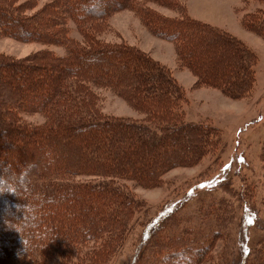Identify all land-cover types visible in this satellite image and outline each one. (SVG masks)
Returning a JSON list of instances; mask_svg holds the SVG:
<instances>
[{
    "label": "trees",
    "instance_id": "16d2710c",
    "mask_svg": "<svg viewBox=\"0 0 264 264\" xmlns=\"http://www.w3.org/2000/svg\"><path fill=\"white\" fill-rule=\"evenodd\" d=\"M34 1L0 0L1 34L52 48L24 60L0 56V143L21 134L28 144L19 154L23 171L0 174V198L15 191L7 204L19 209L0 215V264H110L143 210L127 183L159 186L169 171L214 156L221 134L183 120L184 91L165 66L125 43L102 42L107 20L131 11L152 35L175 45L197 82L230 99L251 92L256 56L229 33L184 13L180 0H49L30 15ZM256 10L242 25L264 39V14ZM39 64L49 67V83L43 93L25 92L35 81L21 74ZM95 89L124 97L145 118L100 115ZM18 111L38 114L44 124L27 128ZM252 191L246 186L234 196L247 203ZM217 208L208 207L195 227L182 226L174 214L150 220L132 264H264V238L234 250V207L222 200ZM247 212L236 229L248 230ZM218 240L224 249L214 257Z\"/></svg>",
    "mask_w": 264,
    "mask_h": 264
},
{
    "label": "rangeland",
    "instance_id": "374dc122",
    "mask_svg": "<svg viewBox=\"0 0 264 264\" xmlns=\"http://www.w3.org/2000/svg\"><path fill=\"white\" fill-rule=\"evenodd\" d=\"M48 1L35 0L32 7L28 9L29 14L43 9ZM180 1L183 3L181 5L183 12L191 18L229 33L253 52L256 56L254 85L246 97L230 99L220 91L197 82L195 73L178 61L175 45L152 35L131 11L116 12L107 20L109 31L104 29L99 39L109 44L125 43L165 66L184 91L185 100L179 108L183 120L190 123H207L217 128L221 134V141L214 156H207L195 166L169 171L163 176L159 186L141 188L127 183L128 191L142 203L143 210L136 216L137 219L129 237L110 264L133 263L139 249L137 248L139 235L150 220L174 214L182 221V226L195 227L200 225L201 218L206 213L205 210L210 207L209 212L217 211L222 200L232 203L236 212L233 234L235 238H239V241L237 242L236 239L234 250L244 244L247 248H252L257 241L264 238V39L248 32L242 25L244 16L257 11L256 9L262 10L264 14V2ZM154 9L166 16L175 15L167 9L159 7ZM71 35L78 38L73 33ZM47 49L52 50L51 47L35 42H21L0 33V56L2 57L24 60ZM55 50L62 54L60 49ZM48 68L47 65L39 64L33 70L21 74V78L30 76L35 81L34 89L30 87L24 91L34 90V93H43L49 83L44 76L46 72L48 73ZM94 93L98 100V113L102 116L133 120L145 118L137 106L132 105L124 97L107 90L95 89ZM18 114V119L27 128L35 129L44 124V119L38 114L22 111H18ZM6 117L12 120L11 114L6 113ZM7 140L1 142L0 174L5 172L13 178L14 172L23 171L19 154L24 149L22 145L27 147L28 144L26 145L25 136L21 137V134H13ZM8 143L15 144V148H11ZM5 182H7L6 179ZM4 185L0 175V191L3 190ZM246 186L253 189L251 199L247 203L239 202L234 194L244 190ZM14 195L15 191H10L4 199L0 198V215L3 213L9 218L13 211L19 210L17 205L14 206L17 209L8 207L7 201L11 202ZM246 208L250 210L247 212L248 221L246 220L249 223L248 230L246 227L244 229L242 224H239L240 228L236 229V224L242 223ZM223 249L224 243L218 240L215 248L211 249V256L214 254V257L215 255L217 257Z\"/></svg>",
    "mask_w": 264,
    "mask_h": 264
}]
</instances>
